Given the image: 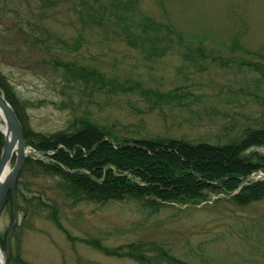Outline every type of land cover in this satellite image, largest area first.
I'll return each instance as SVG.
<instances>
[{"label": "rangeland", "instance_id": "rangeland-1", "mask_svg": "<svg viewBox=\"0 0 264 264\" xmlns=\"http://www.w3.org/2000/svg\"><path fill=\"white\" fill-rule=\"evenodd\" d=\"M136 1L130 11L134 19L146 14L167 20L189 45L143 58L146 53L129 47L113 31L112 11L121 13L119 8L101 9L92 0H0V70L20 100L31 103L24 110L27 128L44 134L66 130L73 116L87 109L95 120L120 131L213 140L223 125L255 126L264 119V76L238 63H264L255 55L264 56V0H164L165 11L158 0ZM232 36L251 53L229 48ZM56 60L89 63L104 75L130 76L157 90L181 85L190 95L177 105L157 107L134 91L86 96L59 83ZM1 118L0 132L5 125ZM252 148L264 154V145ZM250 172L247 177L253 180ZM18 174L24 194L51 199L58 206L57 221L65 230L45 211L24 227L18 212L9 243L11 264H141L100 253L88 243L97 237L110 246L139 240L151 254L161 246L195 264H264V198L241 206L222 192H210L201 201L165 204L152 211L135 198L101 205L73 202L57 190L55 179L37 168ZM8 211L0 212L1 234L8 229Z\"/></svg>", "mask_w": 264, "mask_h": 264}, {"label": "trees", "instance_id": "trees-1", "mask_svg": "<svg viewBox=\"0 0 264 264\" xmlns=\"http://www.w3.org/2000/svg\"><path fill=\"white\" fill-rule=\"evenodd\" d=\"M158 1L161 10L165 11L164 0ZM92 2L101 9L114 6L121 10V13L112 11L113 23L117 27L113 31L126 45L146 53L143 58L157 57L170 52L175 46L187 47L190 43L184 41L181 31L167 20H157L146 14L134 19L130 11L134 12L136 0H106L108 4H101L100 0ZM87 17L91 19V16ZM229 48L251 53L237 43L236 36L231 37ZM195 49L198 55H202L201 47ZM255 55L264 59L263 55ZM184 56L191 58V53ZM53 63L57 65L55 70L59 83L75 86L86 96L99 91H134L147 99L151 98L148 105L157 107L159 103L177 105L181 98L190 95L181 85L166 90L143 87L139 79L104 75L99 68L85 62L78 64L76 60H56ZM238 63L264 76L263 62L241 60ZM1 91L22 124L24 143L40 153L35 157L25 156L20 174L28 168H37L39 173H43L42 176L55 179L57 190L73 202L83 200L101 205L111 200L135 198L142 207L154 211L165 204L204 200L210 192H222L232 203L241 206L264 198V177L243 182L249 171L257 168L264 171V154L252 148L264 145V119L255 126L244 124L234 128L223 125L215 138L209 140L191 138L183 133L139 135L138 130L120 131L113 124L95 120L85 109L84 114L73 116L66 130L44 134L27 128L24 110L31 103L20 100L0 70ZM230 131L234 133L230 134ZM3 138L4 134L0 132V150ZM16 185L17 213L20 212L24 227H28L31 218L37 217L40 211H45L48 219L65 230L57 221L59 208L51 199L26 195L18 182ZM11 201L8 192L3 207L9 210L10 215L13 210ZM15 229L16 224L10 232L11 238L15 237ZM5 233H0L1 249L6 244ZM96 240L88 243L100 253L127 256L141 264H195L161 246L154 247V253L151 254L139 240L114 246L101 244L98 237ZM9 248L8 259L11 264L13 251L11 246Z\"/></svg>", "mask_w": 264, "mask_h": 264}, {"label": "water", "instance_id": "water-1", "mask_svg": "<svg viewBox=\"0 0 264 264\" xmlns=\"http://www.w3.org/2000/svg\"><path fill=\"white\" fill-rule=\"evenodd\" d=\"M4 95L0 93V112H2V119L5 123V128L2 130L4 133L3 138V147L0 150V212L2 210L3 202L6 198V193L9 191L11 196L13 197L12 206L13 212L11 214L12 221L9 225V232L12 230V224L15 221V212H16V180L18 179V173L22 168L23 159H25L26 155H33L36 154L33 150H28L25 143H23V132L21 130V124L17 119L16 112L13 111L11 108L12 106L6 102L3 97ZM13 159V165L10 166L9 161ZM10 166V167H9ZM7 167V170L5 171ZM3 171L5 173L2 175ZM9 232L7 233V244L6 248L9 244ZM8 248L1 259V249H0V264H7Z\"/></svg>", "mask_w": 264, "mask_h": 264}, {"label": "bare ground", "instance_id": "bare-ground-1", "mask_svg": "<svg viewBox=\"0 0 264 264\" xmlns=\"http://www.w3.org/2000/svg\"><path fill=\"white\" fill-rule=\"evenodd\" d=\"M0 116L2 117V112H0ZM5 128V126L2 127V130ZM7 170V167L5 169V171ZM5 171H3L2 175L5 173Z\"/></svg>", "mask_w": 264, "mask_h": 264}]
</instances>
